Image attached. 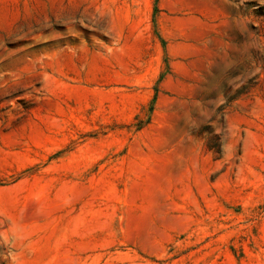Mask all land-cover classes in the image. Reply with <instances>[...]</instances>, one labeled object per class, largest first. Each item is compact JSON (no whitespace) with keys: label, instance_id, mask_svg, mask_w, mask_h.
<instances>
[{"label":"rangeland","instance_id":"obj_1","mask_svg":"<svg viewBox=\"0 0 264 264\" xmlns=\"http://www.w3.org/2000/svg\"><path fill=\"white\" fill-rule=\"evenodd\" d=\"M0 264H264V0H0Z\"/></svg>","mask_w":264,"mask_h":264}]
</instances>
